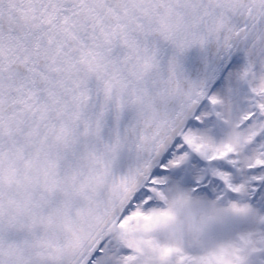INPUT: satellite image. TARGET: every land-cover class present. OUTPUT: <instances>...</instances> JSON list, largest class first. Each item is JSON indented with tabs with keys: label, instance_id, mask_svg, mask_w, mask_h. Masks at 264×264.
I'll use <instances>...</instances> for the list:
<instances>
[{
	"label": "snow or ice",
	"instance_id": "snow-or-ice-1",
	"mask_svg": "<svg viewBox=\"0 0 264 264\" xmlns=\"http://www.w3.org/2000/svg\"><path fill=\"white\" fill-rule=\"evenodd\" d=\"M241 41L234 101L181 74ZM0 264H264V0H0Z\"/></svg>",
	"mask_w": 264,
	"mask_h": 264
},
{
	"label": "water",
	"instance_id": "water-1",
	"mask_svg": "<svg viewBox=\"0 0 264 264\" xmlns=\"http://www.w3.org/2000/svg\"><path fill=\"white\" fill-rule=\"evenodd\" d=\"M241 42L234 43L229 49H224L215 43L205 47L194 46L179 56L180 72L191 82L202 84L206 94L215 86L233 60ZM174 55L170 46H161L162 66L166 67L168 60Z\"/></svg>",
	"mask_w": 264,
	"mask_h": 264
},
{
	"label": "clouds",
	"instance_id": "clouds-1",
	"mask_svg": "<svg viewBox=\"0 0 264 264\" xmlns=\"http://www.w3.org/2000/svg\"><path fill=\"white\" fill-rule=\"evenodd\" d=\"M168 206L172 208L175 219L160 229L159 234L162 237L195 242L198 239H206L222 227L219 223H211L204 219L211 209L210 202L182 205L170 199Z\"/></svg>",
	"mask_w": 264,
	"mask_h": 264
},
{
	"label": "rangeland",
	"instance_id": "rangeland-1",
	"mask_svg": "<svg viewBox=\"0 0 264 264\" xmlns=\"http://www.w3.org/2000/svg\"><path fill=\"white\" fill-rule=\"evenodd\" d=\"M249 48L250 45L246 48V52L237 55L235 62L225 75L222 83L211 95H216L225 101H234L237 97L243 96L247 92L248 85L241 79V74L248 65L249 60L253 58L249 55ZM208 107L211 109V105H208Z\"/></svg>",
	"mask_w": 264,
	"mask_h": 264
},
{
	"label": "bare ground",
	"instance_id": "bare-ground-1",
	"mask_svg": "<svg viewBox=\"0 0 264 264\" xmlns=\"http://www.w3.org/2000/svg\"><path fill=\"white\" fill-rule=\"evenodd\" d=\"M249 45H250L249 42L244 41V42L241 44L240 48H239V53L244 52V51L246 50V48H247Z\"/></svg>",
	"mask_w": 264,
	"mask_h": 264
}]
</instances>
